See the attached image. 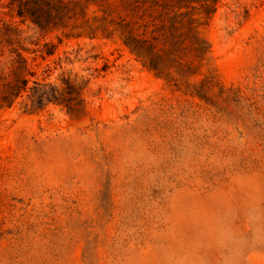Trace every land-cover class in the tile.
I'll use <instances>...</instances> for the list:
<instances>
[{
	"label": "rangeland",
	"instance_id": "374dc122",
	"mask_svg": "<svg viewBox=\"0 0 264 264\" xmlns=\"http://www.w3.org/2000/svg\"><path fill=\"white\" fill-rule=\"evenodd\" d=\"M82 6L80 37L0 7L32 79L85 83L71 111L0 110V264H264V0H219L188 69Z\"/></svg>",
	"mask_w": 264,
	"mask_h": 264
},
{
	"label": "trees",
	"instance_id": "16d2710c",
	"mask_svg": "<svg viewBox=\"0 0 264 264\" xmlns=\"http://www.w3.org/2000/svg\"><path fill=\"white\" fill-rule=\"evenodd\" d=\"M83 0H0L10 16L28 21L40 30L49 27L67 28V37H80L82 29L90 28L84 13ZM103 15L94 17L103 24H115L123 44L151 69L170 64L188 69L207 51L206 42L197 31L198 21L209 19L219 0H97ZM112 16L111 18H108ZM3 25V24H2ZM16 27L6 23L0 27V44L10 46L5 67L0 70V110L16 103L37 111L48 104L75 109L82 101V80L62 76L59 82H45L32 77L23 55V47L13 46ZM45 44L44 47H47ZM47 55L53 50L44 49Z\"/></svg>",
	"mask_w": 264,
	"mask_h": 264
}]
</instances>
